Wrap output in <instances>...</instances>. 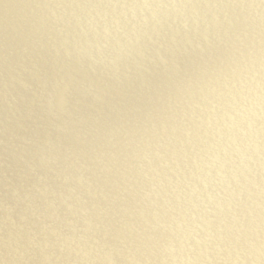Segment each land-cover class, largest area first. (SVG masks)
I'll return each instance as SVG.
<instances>
[{
    "label": "clouds",
    "instance_id": "9594fccd",
    "mask_svg": "<svg viewBox=\"0 0 264 264\" xmlns=\"http://www.w3.org/2000/svg\"><path fill=\"white\" fill-rule=\"evenodd\" d=\"M15 7L0 264H264V0Z\"/></svg>",
    "mask_w": 264,
    "mask_h": 264
},
{
    "label": "rangeland",
    "instance_id": "374dc122",
    "mask_svg": "<svg viewBox=\"0 0 264 264\" xmlns=\"http://www.w3.org/2000/svg\"><path fill=\"white\" fill-rule=\"evenodd\" d=\"M21 3V0H0V25H2L6 19H11L16 14V5ZM9 5L6 9L5 5ZM3 137H0L2 139Z\"/></svg>",
    "mask_w": 264,
    "mask_h": 264
}]
</instances>
